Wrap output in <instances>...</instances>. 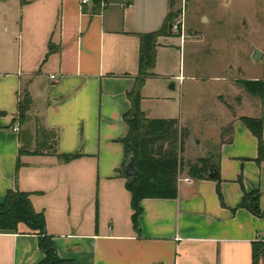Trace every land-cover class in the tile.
<instances>
[{
	"label": "crops",
	"instance_id": "1",
	"mask_svg": "<svg viewBox=\"0 0 264 264\" xmlns=\"http://www.w3.org/2000/svg\"><path fill=\"white\" fill-rule=\"evenodd\" d=\"M192 1L211 5L201 18L219 27L228 23L230 7L251 14L252 6L264 3L0 0V204L9 190L27 193L44 214L60 258L74 264H253L256 245L264 243V217L242 206L246 193L258 191L264 210V159L258 137L242 119L264 122V89L251 92L240 84L264 76L230 79V91L215 96L217 119L207 120L214 135L201 139L196 108L189 104L183 113V90L202 78L192 67L186 72L183 39L169 26L158 37L141 109L148 118L179 119L189 132L184 161L211 157L219 178H196L185 166L177 196L142 199L133 220L128 179L119 169L126 172L132 157H126L122 139L130 131L125 114L140 75L141 35L162 29L170 11L178 14L180 5ZM249 29L264 40V24ZM254 37L261 60L264 44ZM27 93L31 103L22 117ZM207 140L215 145L203 147ZM44 258L38 233L26 224L0 230V264H39Z\"/></svg>",
	"mask_w": 264,
	"mask_h": 264
},
{
	"label": "trees",
	"instance_id": "2",
	"mask_svg": "<svg viewBox=\"0 0 264 264\" xmlns=\"http://www.w3.org/2000/svg\"><path fill=\"white\" fill-rule=\"evenodd\" d=\"M94 1L97 4L100 2V0ZM176 16L177 13L170 11L162 29L141 35L140 75L134 88L129 92L132 108L125 114V119L130 131L122 142L125 144L126 157L131 155L136 161L137 173L133 176L127 175L124 171L125 166L120 167L119 171L128 179L135 224L142 211L140 206L142 199L175 198L177 196L179 175L185 166L188 168V173L196 178H210V172L218 173V167L211 157H199L195 161L189 160L185 163L182 153L189 132L180 125L179 119L148 118L141 109L142 85L148 76L154 75L152 70L156 65L158 37L167 32L169 24ZM240 84L251 92L262 93L264 89L263 79L241 80ZM30 103L31 97L27 93L20 107L22 117L25 108ZM242 119L258 137L259 159H264L263 118L243 117ZM35 151H39V147ZM71 157L72 155H64L62 159L68 160ZM216 178L218 179L219 176L217 175ZM259 197L258 191L246 193L242 206L264 217V210H261L259 206ZM20 223L26 224L39 235L40 248L45 255L39 264H74L71 259H62L58 256L52 237L47 235L44 214L34 209L28 194L19 190H9L4 202L0 204V230L18 231ZM263 248L264 243L256 245L253 264H259L260 259L263 258Z\"/></svg>",
	"mask_w": 264,
	"mask_h": 264
},
{
	"label": "rangeland",
	"instance_id": "3",
	"mask_svg": "<svg viewBox=\"0 0 264 264\" xmlns=\"http://www.w3.org/2000/svg\"><path fill=\"white\" fill-rule=\"evenodd\" d=\"M182 7L185 15V28H187L182 42V64L185 65L187 73L189 68L192 67V72L202 78L199 80L198 85H194V91L191 88L192 93L188 92V90H191L188 89V86L186 87L187 84L185 85L186 88L183 90V113L185 114V110H188L189 104H193V107L196 108L194 113L197 116L195 121H198L194 124L197 127L195 131L198 130L197 133L201 139L206 136L210 139L214 134L213 129L208 126L207 120L213 123L214 119H217L215 112L218 108L215 107V103H217L215 102V96L222 92L227 94L231 87L229 86L230 79L234 77L264 76V58L255 61L252 55L249 54V51L254 48L253 41H251L254 36L250 29L247 30L248 25L258 27L259 24H264V3L257 2L254 7L252 6L255 12L251 9V14L246 9L234 13L233 7H230L231 14L228 23H225V27H222V25L219 27L217 23L203 22L202 12L212 9L211 5L205 1H192L187 5L184 3L180 5L179 12ZM207 13L210 14V10ZM252 13H254L255 19H251ZM243 17L247 19L246 23L248 25L243 23ZM254 22L256 23L254 24ZM174 33L177 37H181L180 33ZM257 40H254V42L264 44V40L261 38ZM178 90L180 91V89ZM183 128L187 129L185 126ZM192 138L193 136H191V141ZM213 143L207 140L203 147L210 148L211 145H215ZM199 147H202V145H199ZM198 154L203 155L202 149L199 150Z\"/></svg>",
	"mask_w": 264,
	"mask_h": 264
},
{
	"label": "built area",
	"instance_id": "4",
	"mask_svg": "<svg viewBox=\"0 0 264 264\" xmlns=\"http://www.w3.org/2000/svg\"><path fill=\"white\" fill-rule=\"evenodd\" d=\"M92 0H81L82 4H88L90 3ZM101 4L104 5L105 2L104 0H100ZM173 27L172 30L176 33H180L181 37L183 39L184 37V32H185V15H184V10L183 7L181 9V11L177 14V16L175 17L174 21L172 22ZM52 78L54 79L55 76L52 75ZM15 131H17L19 129V127L16 125L13 128Z\"/></svg>",
	"mask_w": 264,
	"mask_h": 264
},
{
	"label": "water",
	"instance_id": "5",
	"mask_svg": "<svg viewBox=\"0 0 264 264\" xmlns=\"http://www.w3.org/2000/svg\"><path fill=\"white\" fill-rule=\"evenodd\" d=\"M172 27H173V24L170 23L169 24V31L172 32ZM262 57V52L258 49V48H254V53L252 55V58L254 60H259L260 58ZM126 172L128 175L130 176H133L137 173V167H136V161L133 157H130V160L129 162L127 163V166H126ZM210 175L211 177H217L218 173L215 171V172H210Z\"/></svg>",
	"mask_w": 264,
	"mask_h": 264
}]
</instances>
